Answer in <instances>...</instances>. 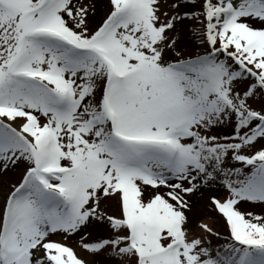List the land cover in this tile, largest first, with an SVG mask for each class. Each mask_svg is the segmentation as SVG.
<instances>
[{
  "label": "snow or ice",
  "instance_id": "obj_1",
  "mask_svg": "<svg viewBox=\"0 0 264 264\" xmlns=\"http://www.w3.org/2000/svg\"><path fill=\"white\" fill-rule=\"evenodd\" d=\"M0 264H264V0H0Z\"/></svg>",
  "mask_w": 264,
  "mask_h": 264
}]
</instances>
